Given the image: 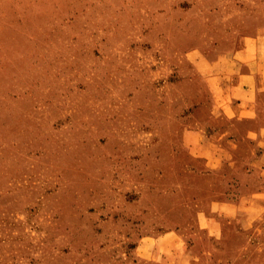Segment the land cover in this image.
<instances>
[{
	"label": "rangeland",
	"instance_id": "rangeland-1",
	"mask_svg": "<svg viewBox=\"0 0 264 264\" xmlns=\"http://www.w3.org/2000/svg\"><path fill=\"white\" fill-rule=\"evenodd\" d=\"M262 36L264 0H0V264H160L171 238L264 264V175L209 76Z\"/></svg>",
	"mask_w": 264,
	"mask_h": 264
},
{
	"label": "crops",
	"instance_id": "crops-1",
	"mask_svg": "<svg viewBox=\"0 0 264 264\" xmlns=\"http://www.w3.org/2000/svg\"><path fill=\"white\" fill-rule=\"evenodd\" d=\"M264 40V36L260 38ZM258 44V45H257ZM256 54L250 58H241L239 60L229 59L226 70H215L212 75H209L211 80L217 83L211 85L213 96H215L216 113L224 116L229 120L242 121V139L251 147V154L248 157H242V176L251 175L254 172L258 175H264V43H260L259 39L256 41L255 46ZM259 51L261 53H259ZM224 62V61H223ZM222 62V63H223ZM216 92L218 96L216 97ZM221 162V159L215 158L208 159V162L217 165L216 162ZM246 191H242V246L243 249H247V244L256 242L260 243V240L249 238V234L246 232L249 228L254 227V223L261 221L262 219L256 218L255 214L250 212V209L254 208V211H264V205L260 203H251L247 205L244 195ZM259 195V194H258ZM261 195V194H260ZM261 197V196H260ZM260 199L256 198L255 202ZM249 204V203H248ZM240 205V204H239ZM237 205L236 209L240 210V206ZM233 205L222 203L221 205H214V209H218L224 213L228 218L234 216ZM233 214V215H231ZM213 223H209L213 226L211 233L214 236L213 241H219L224 238L225 234L222 231V223L215 219ZM227 222H229L227 220ZM254 222V223H252ZM211 228V227H210ZM175 239L166 240L159 245V250L162 249V253L158 254L156 258L161 262L160 264H191L194 259L208 261L216 259L215 254L211 259L200 255L195 249L196 244L191 245L189 248H185L181 241ZM212 241V242H213ZM156 244H150L149 246H137L136 252L141 250L146 251L147 257L155 259L154 249ZM179 251L178 258H171L169 255ZM195 250V251H194ZM209 253V252H208ZM212 254V253H211ZM205 257V258H204ZM221 261V260H220ZM176 262V263H175ZM203 264V262H201ZM205 264V263H204Z\"/></svg>",
	"mask_w": 264,
	"mask_h": 264
}]
</instances>
